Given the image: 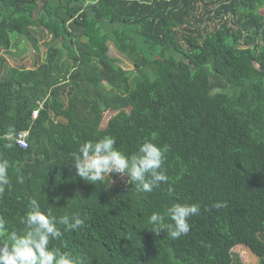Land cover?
<instances>
[{"label": "trees", "instance_id": "16d2710c", "mask_svg": "<svg viewBox=\"0 0 264 264\" xmlns=\"http://www.w3.org/2000/svg\"><path fill=\"white\" fill-rule=\"evenodd\" d=\"M263 9L264 0H0V50L22 37L39 51L37 36L50 37L33 68L0 55L9 228L22 227L34 196L45 212L84 220L53 242L84 264H240L239 245L264 264ZM105 134L126 154L146 139L167 145L168 183L137 194L119 174L105 185L76 176L78 145ZM175 202L200 205L189 233L153 234L148 215Z\"/></svg>", "mask_w": 264, "mask_h": 264}, {"label": "clouds", "instance_id": "9594fccd", "mask_svg": "<svg viewBox=\"0 0 264 264\" xmlns=\"http://www.w3.org/2000/svg\"><path fill=\"white\" fill-rule=\"evenodd\" d=\"M12 132L10 127L9 134ZM116 145L117 140L111 134L80 143L69 163L75 175L93 185H105L101 183L105 177L119 174L126 177V183L132 185L137 194L150 193L161 184L168 183L164 168L169 150L167 145L158 146L151 139H146L130 154ZM10 167L9 160L0 155V194L11 184ZM16 180L19 184L25 182L19 168L16 169ZM168 190L172 192L171 187ZM225 206L219 202L213 205L217 209ZM199 213L198 203L175 202L163 206L160 211L151 212L147 224L153 234L163 232L175 240L189 233V218ZM19 223L21 228L10 229L8 220L0 215V264H84L83 257L53 245L54 241L62 239L64 232L84 226L79 214L65 212L57 216L50 209L45 212L40 201L33 196L28 198Z\"/></svg>", "mask_w": 264, "mask_h": 264}, {"label": "rangeland", "instance_id": "374dc122", "mask_svg": "<svg viewBox=\"0 0 264 264\" xmlns=\"http://www.w3.org/2000/svg\"><path fill=\"white\" fill-rule=\"evenodd\" d=\"M261 14L264 16V9L261 10ZM43 37L37 36V46L39 51H36L31 43L25 40L22 37H16L15 45L8 52L0 50V55L3 56L6 60V64L9 67H24V68H33L37 66L40 62L45 59L46 56V46L45 43L50 41V37L47 35H42ZM14 43V42H13ZM109 46V56L119 60V65L124 69L130 70L133 68L130 62L127 59L122 57L114 49L111 43ZM113 115V113H106L103 116L101 127H103L108 119ZM115 174V173H113ZM118 175V174H116ZM114 181V180H113ZM232 252L235 255H238L240 264H258V258L253 254L248 248L243 245L236 246L232 249Z\"/></svg>", "mask_w": 264, "mask_h": 264}, {"label": "built area", "instance_id": "2783aa9c", "mask_svg": "<svg viewBox=\"0 0 264 264\" xmlns=\"http://www.w3.org/2000/svg\"><path fill=\"white\" fill-rule=\"evenodd\" d=\"M36 116H37V110L32 113V119H35ZM26 136H27V132H19L15 136V142L20 148L26 147Z\"/></svg>", "mask_w": 264, "mask_h": 264}, {"label": "bare ground", "instance_id": "6f19581e", "mask_svg": "<svg viewBox=\"0 0 264 264\" xmlns=\"http://www.w3.org/2000/svg\"><path fill=\"white\" fill-rule=\"evenodd\" d=\"M258 19V18H257ZM259 21V20H258ZM70 27V26H69ZM262 32V31H261ZM75 77V76H74ZM52 132V131H51ZM45 134V133H44ZM20 152V151H19Z\"/></svg>", "mask_w": 264, "mask_h": 264}]
</instances>
